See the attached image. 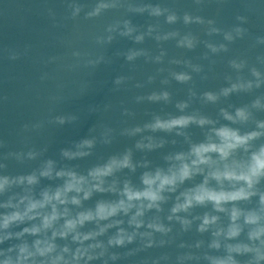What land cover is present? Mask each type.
<instances>
[{"label":"water","instance_id":"water-1","mask_svg":"<svg viewBox=\"0 0 264 264\" xmlns=\"http://www.w3.org/2000/svg\"><path fill=\"white\" fill-rule=\"evenodd\" d=\"M69 2L0 0V165L7 164V172H28L39 167L42 160L51 158L57 161V167H71L86 173L90 167L105 162L110 156L131 149L134 163L139 165L147 161L148 168L138 166L135 172L125 169L117 173L116 178L120 181L129 179L139 185L143 171L167 168L166 156L186 152L190 143L204 141L212 126L193 124L183 130L185 135L182 136L176 135L175 131H144L133 136L128 135L126 130L142 127L156 116L167 119L193 113L215 120L216 127L227 124L239 127L241 132L255 128L253 122L230 124L220 115V109L234 113L236 107L250 104L257 96L264 97V86L251 93L220 96L215 103L206 101L203 93H219L222 88L235 82L238 76L254 79L247 67L242 71L230 67L228 61L231 59L246 55L250 65L256 64L264 72V67L255 61L256 55L264 54V45L251 47L256 37L264 36V0H201L199 4L196 0H103L110 7L103 10L99 17L90 20L84 19V15L91 11L95 0H79L86 7L76 20L67 18L70 15ZM147 3L159 5L167 11L161 16H152L147 11L138 13L131 10ZM185 12L213 19L218 27L224 29L237 24L238 15H244L247 23L243 27L248 30L247 35L229 44L228 52L213 53L206 47V42H228L222 34L208 35L210 26L207 24L185 25ZM171 13H175L178 19L169 24L166 17ZM125 21H130L129 26L134 29L130 35H121L127 31ZM172 32L179 35L163 38ZM189 33L197 38L196 46L192 49L178 46V42ZM108 36L113 37L111 42H107ZM137 36L143 39L138 42ZM97 37L105 42L98 44ZM76 51L87 55L75 57L73 52ZM133 52L139 55L129 60L128 56ZM13 54L17 55L16 59L11 58ZM100 57L103 59L98 64H88V61H96ZM174 73H187L192 79L181 83L175 79ZM118 78L119 83L116 82ZM162 92L170 94L169 100L148 99L152 93ZM179 102L188 103L183 113L176 107ZM59 115L76 116L77 119L64 125L50 122ZM254 115L256 119H264V111L254 110ZM36 124L41 127H33ZM25 125H28L27 129ZM146 136H153L158 142L163 140V146L153 150L137 149V141ZM84 138L96 140L91 155L75 160H66L61 156V149L75 150V143ZM106 139L110 142L105 143ZM262 142L264 139L256 144ZM32 147H47V151L35 161L25 157L23 163L4 158L9 152H26ZM200 179L196 177L181 186L180 190L198 183ZM60 182L42 179L37 192L42 187L55 186ZM261 187L264 188V184ZM101 198L115 197L96 194L92 200L85 202V206H93ZM174 199L175 194H172L163 205L162 213L152 212L148 215L165 218ZM205 211H211V207L195 208L189 218L203 215ZM222 221L226 223L227 218L222 217ZM171 223V235L175 239L173 244L140 252L116 264H143L145 259L162 254L171 256L172 261H161V264H174L177 254L191 251L199 255L207 250L211 235L196 231L198 220H193L187 232L181 230L178 222ZM198 240L204 241L201 249L194 247ZM180 242L192 247L179 249L177 245ZM184 264L207 262L185 261Z\"/></svg>","mask_w":264,"mask_h":264},{"label":"clouds","instance_id":"clouds-1","mask_svg":"<svg viewBox=\"0 0 264 264\" xmlns=\"http://www.w3.org/2000/svg\"><path fill=\"white\" fill-rule=\"evenodd\" d=\"M196 3H201V0H196ZM67 7L70 9L67 18L76 20L86 4L70 0ZM109 7L103 0H95L91 11L85 12L84 19L99 17ZM131 10L138 13L147 11L152 16H161L167 11L150 3ZM177 19V15L171 13L167 15L166 22L172 24ZM236 20L237 24L224 29L218 27L213 19L189 12L183 14L185 25L207 24L210 26L208 35H223L227 44L206 42V47L213 53L228 52L229 44L247 35L248 30L243 27L247 17L238 15ZM125 25L127 31L121 35H130L134 31L129 26L130 21H125ZM177 35L178 32H172L163 38ZM112 39V36H108L107 42ZM142 39V36L136 37L138 42ZM96 42L105 41L97 37ZM196 43L197 38L189 33L178 42V46L192 49ZM256 45H264V36L255 38L251 47L255 48ZM82 55L87 54L73 52L75 57ZM136 55L139 53L133 52L128 59ZM11 58L16 59L17 55L13 54ZM100 59L103 58L88 61V64H98ZM255 61L264 67V54L256 55ZM228 63L237 71L247 67L254 79L238 76L235 82L222 88L219 93L204 92L206 101L215 103L220 96L251 93L264 86V72L256 64L250 65L246 55L231 59ZM173 75L181 83L192 79L187 73ZM116 82L119 83L120 78ZM169 98L168 92L152 93L148 97L153 101H167ZM262 101L264 97L257 96L250 104L236 107L234 113L220 109V115L232 125L255 124L254 129L245 132L227 124L216 127L215 120L197 113L167 119L156 116L142 127L126 130L128 135L133 136L144 131H175L176 135L182 136L185 135L183 130L190 125L212 126L204 141L190 143L186 152L166 156L167 168L143 171L139 185L129 179L120 181L116 178L117 173L125 169L135 172L138 166L148 168L147 161L139 165L134 163L131 149L110 156L105 162L90 167L86 173L71 167H57V161L51 158L42 160L39 167L31 171L16 174L7 172V164L0 165V264H116L140 252L170 246L175 242L171 235V222H178L181 230L187 232L193 220L199 221L196 226L198 233L211 235L207 250L199 255L191 251L177 254L174 264L201 260L207 264H264V188L261 187L264 184V142L256 144L264 139V119H256L254 115V110L264 111ZM176 107L183 113L188 103L179 102ZM76 119V116L59 115L50 122L64 125ZM24 127L27 129L28 125ZM33 127L39 128L41 125ZM104 142L110 141L106 139ZM163 143V140L158 142L153 136H146L137 141L135 147L153 150L162 147ZM95 144V138H84L75 143V150L63 148L60 154L66 160L84 158L91 155ZM46 151L47 147H32L26 152H9L4 158L23 163L25 157L35 161ZM198 176L201 177L198 183L180 190L181 186ZM42 179L61 182L42 187L37 192ZM96 194H111L115 198L97 199L93 206L86 207L85 202L92 200ZM172 194H175V199L165 218L148 215L152 212L162 213L163 205ZM208 206L211 211L189 218L193 209ZM222 217L227 218L226 223ZM203 246L202 240L194 245L196 249ZM177 247L186 249L192 245L180 242ZM117 249L125 251L119 252ZM161 261H172V257L162 254L145 259L143 264H161Z\"/></svg>","mask_w":264,"mask_h":264}]
</instances>
